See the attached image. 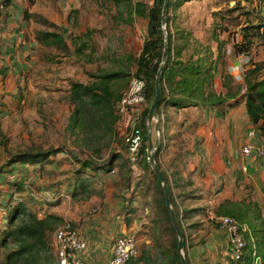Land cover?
Wrapping results in <instances>:
<instances>
[{
  "label": "rangeland",
  "instance_id": "rangeland-1",
  "mask_svg": "<svg viewBox=\"0 0 264 264\" xmlns=\"http://www.w3.org/2000/svg\"><path fill=\"white\" fill-rule=\"evenodd\" d=\"M142 1L153 4V0ZM27 6L30 9L28 13L32 14L30 36L34 39L37 30L53 29L40 20L37 21L36 15L47 20L55 16L57 18L55 30L60 31L66 38L69 49L63 55L62 50L55 45L46 46L37 43L35 54H32L35 57L34 64L15 80L16 87L7 90L0 82V169L6 170L7 168L4 166L7 152L13 153L25 148L41 150L51 147L62 148V152L52 155L51 162L44 163L39 168L41 172L39 178L31 177L24 180L26 182L24 186L31 188L29 187V192L23 199L29 204V194L34 195L42 188V190L49 189L51 194L58 193V200H60L65 195H71L75 171L80 165L77 158L92 155L95 164L101 165L108 160L113 151H116L121 154L122 159L115 161V172H98L95 181L90 186L91 190L100 195L98 201L101 200V202L109 197L118 202L128 200L121 212L127 220H124L125 226H131L130 221L134 219L137 228L134 235L138 243L139 255H154L161 249L167 248L174 236L166 230L165 223L161 222L158 217V210L153 201L154 169L150 167V164L149 168H145L139 157L135 165L131 164L130 169L126 162L119 167L117 164L124 162L126 157L124 145L118 135L110 140L103 138L99 142L101 152L97 155L91 149L84 148L75 135H69L65 131L67 118L73 108L67 93L69 80L87 82L90 80L89 73L120 68L130 75L133 74L134 63L126 57L133 58L140 53L146 36L145 21L141 18H135L132 22L116 20L117 8L111 2L103 0H34ZM170 14L173 15L170 23V30L174 32L173 41L175 44L183 45L181 58L193 60L197 57H204L207 63L215 64L216 74L212 86L216 91L222 90L221 83L227 80V76L228 80H231L228 83L229 88L236 87L240 80L235 76L241 73L244 63H248V57L257 62L264 59V36L262 35L254 37L249 55L238 54L235 49V45L242 38L245 27L264 24V3L261 0H186L179 7L170 10ZM251 30L255 31V29ZM86 31L89 32L88 35H83ZM76 35H82L81 40L87 43L81 54L75 52L76 46L71 43V37ZM73 60H82L83 63L74 74L66 76L65 65L72 64ZM49 62L57 63V66H51ZM78 70L83 71L84 76L80 74L75 76ZM130 75L117 83L119 92L126 86ZM240 77L242 80V73ZM217 108L220 113L225 112L226 116L219 117L212 110H206L201 106L179 109L178 114L181 112L179 115L174 114L177 111L172 107H161L159 118L164 123L162 125L160 122L158 135L152 126L153 138L158 136L161 140V148L159 151L157 149L154 151L155 159L159 161L160 167L165 169L168 175H171V167L177 170V173L169 176V179L174 196L176 195L175 200L181 210L188 208L189 205L203 197L210 200L216 198L214 195L226 186V175H224L225 180L209 184L207 188H205L206 183L201 175L205 177V173L210 170V164L218 162L222 157L229 166L233 163L236 165V159L233 160L232 157L233 150L241 152L242 145L235 147L234 140L238 145L243 144L244 138L249 136L245 134L242 137L243 133L249 131L246 128L245 116L247 115L243 101L240 100L232 108L225 105ZM164 116L185 117L176 118L170 123L169 118L163 119ZM208 116L215 121L209 122ZM233 118V126L236 130L225 136L224 130L229 128L231 124L228 125V122ZM205 137L208 138L206 141ZM207 152H209L208 156ZM37 166L34 165V168ZM181 171L186 173L185 178L179 176ZM86 172L92 174L90 171ZM177 175L185 181L180 182L179 180L176 187L172 180ZM124 178L134 181L133 190L125 191ZM237 181L234 186L226 190L228 198L219 199L220 204L224 201L239 203L242 212L248 214L244 219H248L251 217L250 208L256 203L260 213V220L256 226H261L259 228H263L264 233V201L257 198L255 185L243 179ZM0 185H4L11 192H20L13 191L14 188L6 181ZM23 190L24 187L21 191ZM179 191L189 194L186 197H180L177 195ZM125 192L129 193L128 197L123 195ZM79 196L72 197L74 204H81V200L85 197L84 195ZM247 199H249L248 202ZM205 204L202 213L206 215L207 211L213 210L214 206ZM248 204L250 206H247ZM67 205L61 204L59 208L63 210ZM214 212L216 215L217 210ZM180 218L186 235L187 249L197 254L196 250L190 248L193 243H196L193 234L197 228L192 229L190 227L192 224L188 219L181 215ZM200 218L198 216L196 220ZM237 221L241 224V221L238 219ZM196 223L201 224L197 221ZM61 225L62 223L57 222L53 229ZM242 225L245 228V237L247 234L248 239L253 241L255 239L251 235L253 229L246 222H242ZM194 256H191L192 264L199 263Z\"/></svg>",
  "mask_w": 264,
  "mask_h": 264
},
{
  "label": "trees",
  "instance_id": "trees-1",
  "mask_svg": "<svg viewBox=\"0 0 264 264\" xmlns=\"http://www.w3.org/2000/svg\"><path fill=\"white\" fill-rule=\"evenodd\" d=\"M32 4L34 0H26ZM111 2L117 8L116 20L122 22H132L135 18H141L146 21V36L143 40L141 51L137 56L131 58L126 57L134 63V73L142 76L146 80V97L147 106L141 114L136 125L135 134L141 137L148 133L146 125V116L149 106L154 96V79L155 73L162 58L164 43L166 41L167 55L160 77V100L157 108V116H161V107H172L181 109L186 107L201 106L206 110H212L219 116L218 106L225 105L233 107L244 101V108L249 123L256 133L264 139V59L261 61H253L248 57V63H244L242 71V80L235 88H229L228 83L231 80L225 79L221 83L220 91L213 89V78L216 74L215 64L207 63L204 57L196 59L183 60L181 51L183 45L174 43V32L170 30V23L173 15L170 10L179 7L186 0H168L165 13V28H162L161 12L164 0H153V4H148L142 0H103ZM248 1V0H246ZM36 15V20H40L47 27L53 29L37 30L34 39L41 45H55L62 54L65 55L69 49L66 38L63 34L55 30L57 25L47 19ZM251 29H255L252 31ZM177 31V30H176ZM86 31L83 35H88ZM181 35V34H180ZM264 36V24L248 26L243 29L241 40L235 45L238 54L250 53L254 37ZM166 36V38H165ZM182 36V35H181ZM82 35L71 37V43L75 45V52L81 54L87 43L81 40ZM130 75L123 68L110 71H98L89 73L90 80L87 82L69 80V100L73 104L71 113L67 118L65 131L69 135H75L80 144L86 149H91L94 154L99 155L101 145L99 142L103 138L108 140L114 139L117 135L115 123L117 116L114 113V103L119 98L120 92L117 83L126 76ZM207 89V90H206ZM223 89L225 91L223 92ZM206 90V91H205ZM232 101V102H229ZM159 118V125H160ZM161 148V142L157 146V150ZM138 158L141 157V164L146 167L150 164L147 141H141L139 146ZM63 149L60 147H51L46 150L37 148H25L13 153L7 152V158L4 163L9 171L14 169L16 164H36L41 167L44 163L51 161V156ZM121 154L113 151L108 160L101 165H96L93 156L86 158H77L80 161L79 168L75 171V183L73 184L72 196L81 194H90L92 192L90 186L95 181L98 172L109 173L115 168V161L121 158ZM156 158L154 153V159ZM124 161V160H123ZM128 163L129 169L131 163L128 159L119 162L120 167ZM140 162V161H139ZM156 164L160 168L168 190L170 201L177 218V221L183 232L184 250L188 264H192L191 250L187 249L186 235L183 229L182 217L193 211H203L202 207L181 208L175 200L173 187L170 183L169 175L165 169L159 165V161L155 159ZM140 164V163H139ZM149 168V167H148ZM0 171H2L0 169ZM90 171L92 174L86 172ZM153 201L158 210V217L161 222L165 223V228L174 236L172 243L161 249L154 255L140 254L136 258L130 259L127 264H182L180 255L177 250V235L172 225L169 211L165 206L164 192L161 182L153 170ZM240 176H237L239 179ZM176 185L178 181H173ZM129 187V180L124 178L123 188ZM188 192L179 191L178 196L186 197ZM191 197V196H190ZM247 206H250L248 204ZM251 217L244 219L247 212H242L239 203L224 201L219 204L216 215H231L239 221L246 222L253 229V241L248 239L246 234V247L242 252V257L235 261L231 257L225 264H264V233L261 226H256L260 220V213L254 204L250 208ZM249 214V215H250ZM59 221L58 217L52 214L39 216L24 201L14 202L7 213V220L4 229L0 234V264H58L55 253L51 246V238L49 233L52 231L55 223ZM157 241V238L155 237ZM190 247V246H189ZM192 247V246H191Z\"/></svg>",
  "mask_w": 264,
  "mask_h": 264
},
{
  "label": "crops",
  "instance_id": "crops-1",
  "mask_svg": "<svg viewBox=\"0 0 264 264\" xmlns=\"http://www.w3.org/2000/svg\"><path fill=\"white\" fill-rule=\"evenodd\" d=\"M5 2L6 7L0 19V82L3 84V87L9 90L10 88L12 89L16 87L14 83L16 82L15 80L18 79L19 75L23 73L29 66L34 64L35 57L32 54H35V47L38 44L35 39L30 36V31L32 29V14L28 13L29 8L27 6V1L6 0ZM23 9H25V11ZM65 19L67 20V18ZM50 21L57 24V18H55V16L52 17ZM49 63H51V66H57V63ZM81 63H83L82 60H73L72 64H66V76L74 74L76 69L80 68ZM78 74L84 76L83 71L81 70H78L75 76H77ZM239 80L241 81V79ZM10 81L12 82L10 83ZM67 90V93L69 94V85L67 86ZM181 109L184 110L186 108ZM176 111L177 112H174V114L176 113V115H179L181 113L179 112L178 114L179 109H176ZM223 116H226L225 112ZM165 117L167 119L169 118V122L171 123L174 119L185 116H164L163 119ZM227 117L230 118L232 116ZM208 120L209 122L215 121V119H212V117L209 116ZM182 122L185 123L183 119ZM154 123L155 121H153L152 126L154 125ZM161 123L163 125L164 122L161 121ZM233 123L234 118L232 120H229L228 125H231L229 126V128H226V130H224V133L226 134L225 136H228V134L236 130L235 126H233ZM245 123L246 128L249 129V131L248 133H243L242 137H244L245 134L249 136L247 138H244L245 142H243V144L249 143L254 147L264 145V139L261 138L253 129V127L249 123L247 116H245ZM150 135L152 142H154L156 138H153V135L151 133ZM207 139L208 138L205 137V141ZM241 141L242 140L240 139V142ZM243 144L238 145L236 143V140H234L235 147L240 145L244 146ZM208 155L209 152H207V156ZM232 157L233 160L234 158L236 159V165H234L233 163L229 166L222 157L218 162L210 164V170L205 173V177L201 175L202 179H204V182L206 183L205 188H207V185L209 184H216L222 181V179L225 180L224 175H226V186L214 195L216 198L210 200L209 198L207 199L205 197V199L203 197L201 199H198V201H196L192 205L188 206V208H203L206 205L205 203L210 204L211 207L214 206L213 210L210 209L211 211H207L206 215L202 213L203 211L199 212L193 210L186 217V219L190 221L189 223L192 224L190 225V227H192V229L197 228L193 234L195 236L196 243H193L192 247H190L191 249L196 250L197 254H195L194 251L191 254L193 256L195 255L194 258L196 259V261H199V263L197 264H225L229 261L230 255L228 249V236L224 231L218 228L217 224L212 218L215 214L214 211L217 210L220 204L219 199L228 198V194L226 193V190L228 188L230 189L232 186H234L237 180L239 181L240 179H243V181L255 185L256 196L258 195L257 198L264 201V155L257 156L255 154V151L250 155H244L242 151L239 152L234 149ZM50 158L52 161V156ZM34 165L38 166L34 168ZM39 168H41V165L39 163H24L14 165V169L12 171H9L8 167L5 168L6 170L0 171V183L6 181L11 187L14 188L13 191H20H15L16 193H14L4 185H0V234L6 224L8 208L12 204H14L16 200V194H22L24 199V197L29 192L30 186H24V184L26 183L24 180L31 177L39 178L41 175ZM170 169L172 170L171 175L177 173V170L174 167H171ZM179 174V176H182L184 178L186 177V173L184 171H181ZM171 175L169 174V176ZM179 176H175L172 181H185L184 178L183 180H181ZM237 176H240V178L237 179ZM74 183L75 180H73V184ZM133 184V180L129 181V187L125 188V191L127 192L129 190H133ZM23 187L24 190L21 191ZM48 190H42L41 188L38 193L34 195L29 194L30 197L28 198L30 199V202L28 205L39 216L52 214L58 217V223L70 221L71 223L73 222L74 224H79L78 226H80V228L82 229L87 242V249L85 252V259L87 264H107L111 252L113 238L119 233H135V230L137 229L134 224V219L130 221V223H132L131 226H125L124 220H127L124 219L121 210L128 200L125 202L123 200H120V202H118L116 200H113L114 198L109 197V199H103L101 202V200L98 201V197L100 198V195L98 193H93L92 191L90 194L79 193L77 197H80L79 195H84L85 197L83 199L86 201L82 199L81 204L77 205L74 204V198L72 199V197L76 196H71L72 193L71 195H65L63 198H60V200H58V193L51 194ZM126 192L123 195L128 197L129 193L127 194ZM10 198L12 199V201H10ZM248 201L249 199H247V202ZM24 202L27 203L28 201L25 200ZM61 204L68 205L65 209L63 208V210H61L59 208ZM198 216H200L201 218L199 220H196V217ZM196 221L201 224H197ZM53 230L54 229H52V231L49 233L50 238L53 235ZM195 247L198 249H196Z\"/></svg>",
  "mask_w": 264,
  "mask_h": 264
},
{
  "label": "built area",
  "instance_id": "built-area-1",
  "mask_svg": "<svg viewBox=\"0 0 264 264\" xmlns=\"http://www.w3.org/2000/svg\"><path fill=\"white\" fill-rule=\"evenodd\" d=\"M5 1L0 0V19L6 7ZM261 1L264 3V0ZM241 73H238L235 78L241 79ZM146 88V80L142 76L131 74L126 86L120 91L119 98L114 103V113L117 116L115 129L124 145L125 157L132 166L137 162L138 149L143 141L139 134H135V128L147 106ZM254 151L257 156L264 155V145L254 147L248 143L242 146L244 155H250ZM113 172H115V168L110 171V173ZM19 201H23L22 194H16L15 202ZM212 218L218 228L228 236L230 257L235 261L239 260L247 243L245 228L231 215H213ZM51 246L58 264H87L85 259L87 242L80 226L68 221L63 222L53 231ZM138 255L139 247L134 233H119L113 238L107 264H127L130 259L136 258Z\"/></svg>",
  "mask_w": 264,
  "mask_h": 264
},
{
  "label": "water",
  "instance_id": "water-1",
  "mask_svg": "<svg viewBox=\"0 0 264 264\" xmlns=\"http://www.w3.org/2000/svg\"><path fill=\"white\" fill-rule=\"evenodd\" d=\"M167 1L168 0H164L163 1V5H162V12H161V22H162V27L164 28L165 26V13H166V8H167ZM166 38V36H165ZM167 53V48H166V41L164 43V48H163V53H162V58L161 61L159 63V66L156 70L155 73V79H154V96H153V100L149 106L148 109V113L146 116V125H147V129H148V133L146 135H144L142 137L143 141H147L148 142V152H149V160H150V167L154 169V171L156 172L162 188H163V192H164V198H165V206L169 211V215H170V219L172 222V225L174 227V230L176 232L177 235V250L179 252L180 255V260L182 264H188L187 259H186V255H185V250H184V239H183V232L182 229L177 221V218L175 216L171 201H170V196H169V190L165 181V178L160 170V168L158 167V165L155 162L154 159V151L157 149V146L159 144V138L157 136V138L154 140V142H152L151 140V135H150V131L152 129V124L153 121H155L153 128L155 130V132L158 135L159 132V117L157 116V108H158V103L160 100V94H161V88H160V77H161V71L163 68V64L165 62L166 59V54Z\"/></svg>",
  "mask_w": 264,
  "mask_h": 264
}]
</instances>
